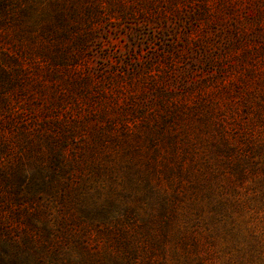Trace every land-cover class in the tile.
Here are the masks:
<instances>
[{
    "label": "rangeland",
    "instance_id": "obj_1",
    "mask_svg": "<svg viewBox=\"0 0 264 264\" xmlns=\"http://www.w3.org/2000/svg\"><path fill=\"white\" fill-rule=\"evenodd\" d=\"M249 138L264 144V0H23L0 27V264H47L34 211L53 226L88 176L79 144ZM234 217L204 264H264V210Z\"/></svg>",
    "mask_w": 264,
    "mask_h": 264
},
{
    "label": "trees",
    "instance_id": "obj_2",
    "mask_svg": "<svg viewBox=\"0 0 264 264\" xmlns=\"http://www.w3.org/2000/svg\"><path fill=\"white\" fill-rule=\"evenodd\" d=\"M22 1L0 0V27H8ZM248 140L79 144L76 167L88 176L66 191L53 226L50 212L34 211L43 223L47 264L218 260L238 239L237 210H264V144ZM22 184H15L19 192ZM18 199L23 211L35 198Z\"/></svg>",
    "mask_w": 264,
    "mask_h": 264
}]
</instances>
